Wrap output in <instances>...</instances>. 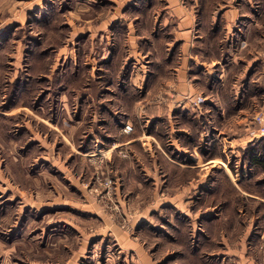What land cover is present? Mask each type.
<instances>
[{"label": "crops", "instance_id": "crops-1", "mask_svg": "<svg viewBox=\"0 0 264 264\" xmlns=\"http://www.w3.org/2000/svg\"><path fill=\"white\" fill-rule=\"evenodd\" d=\"M84 1H73L72 8L81 4L78 10H82L73 19H81L78 20L80 25L94 31L91 27L95 21L90 14L92 7ZM107 1L105 4L110 5V9H102L101 12L105 13L96 19L101 25L110 27L107 32L110 36H116L124 27V39L118 45L124 65L117 73L124 71L126 77L121 79L119 75L121 78L118 77V81L102 77L112 75L110 67L118 60L116 53L109 69L102 72V67H98L96 73L101 72V75L92 78L104 87L105 92L100 95L93 94L90 86L89 77L93 75V70L90 69L88 78L71 81L65 76H69L71 69L74 70L72 66L75 63L57 67L60 72L57 85L71 87L74 84L77 91L73 90L72 95L67 94L68 88L62 91L56 98L55 108H47L49 113L54 110L56 119L51 120L52 113L46 120L43 119V125L49 130L55 129L53 131L63 135L65 140V135H68L69 142L62 147L46 146L45 142L52 144L51 139L45 140L44 133L35 130L37 125L31 124L29 127L32 140L38 139L43 142L42 148H52V153L55 151L53 160L48 157L51 165L60 171L62 168L64 178L75 181L78 188L77 193L72 195L59 193L52 198L60 202L64 197L72 203V206L67 202L62 204L59 208L65 209H58L57 214L65 217L64 226L73 233L70 238L73 263L80 264L81 257L93 243L95 259L97 255L100 256L98 251L102 253V248L106 246L105 254L112 259L108 258L105 264H116V258L111 255L114 242L124 255V264H201L202 255L208 254L207 251L215 254L210 257L213 264L226 260H231L229 264H256L251 253L252 244L243 240L244 235L238 242L231 240L234 236H231L232 233H240L239 230L236 233L238 224H226L228 215L241 214V209L234 205V201H231L232 206L216 208L210 199V194L216 193L210 189L209 192L205 189L199 191L197 184H205L209 176L217 178L212 170L219 162L233 165L235 176L229 166L224 168L229 177L236 181L243 178L244 169L251 168L243 152L257 138L254 131L258 125L253 122L248 110L258 100H264V92L260 93L259 90L260 87L264 88V56L260 49L255 50L253 44L257 40L259 46L262 44L260 48L264 47V33L256 30V26L264 23L261 12L264 0H216L209 19L202 15V0ZM22 2L24 5L18 10L26 9L24 18L28 10L42 4L43 0ZM256 9L261 13L258 16ZM218 11H222V19L217 17ZM208 21L215 26L222 23L227 29V33L224 32V36L221 34L218 41V44L223 40L232 43L227 56L222 51L218 56L209 47L210 33L205 29ZM239 38L247 40V47H237ZM67 43L68 40L54 46L56 49L62 48L61 53H66ZM140 60L144 65L133 67L136 62L141 63ZM52 83L53 80L48 81V84ZM119 86L120 91L114 94L112 89ZM144 86L148 95L143 97L141 89ZM200 94L207 97L208 102L204 106L209 107L204 109V106L194 105V99ZM127 122L134 125L137 134L122 133ZM80 133L94 135L89 138L87 153L79 152L75 146L74 137ZM38 134L42 137L37 138ZM101 135L107 138L98 137ZM113 135L117 138L116 142L110 143ZM80 144L84 143L80 141ZM65 148L68 150L67 158ZM95 153L107 155L118 170V184L122 190L117 187V199L130 220L126 227L133 225L135 235L118 226L112 213L100 208L99 204L103 201L98 204L95 200L98 196L85 189L81 180H88L90 168L89 171H78V178L72 172L70 174V167L65 161L75 159L72 164L82 162L83 168L85 157ZM210 155H214V159L209 160ZM222 158L228 162H223ZM213 162L216 164H213L211 171L204 167ZM122 164L124 166L120 167ZM205 168L207 170L203 171ZM177 171L190 172L191 179L178 185L184 177L178 176ZM149 189L154 193H150ZM246 195L257 198L250 193ZM50 196L52 193L42 191L40 200L48 197L49 201ZM195 198L200 200L199 204ZM232 198L235 199L234 195ZM184 216H187L190 224L182 219ZM190 225L194 227L193 235L197 236V247L200 248V252L193 254L190 248L194 252L197 247L191 242ZM107 236L113 240L109 241ZM67 237L64 234L66 239L62 241L68 240ZM60 241L58 247L62 245ZM61 262L64 263L65 259Z\"/></svg>", "mask_w": 264, "mask_h": 264}, {"label": "rangeland", "instance_id": "rangeland-1", "mask_svg": "<svg viewBox=\"0 0 264 264\" xmlns=\"http://www.w3.org/2000/svg\"><path fill=\"white\" fill-rule=\"evenodd\" d=\"M18 1L20 2L19 5H17ZM22 1L25 0H0V264H75L72 260L73 243H71L72 239H70L73 237L71 236L73 233L68 227L64 226L66 225L63 221L65 217L57 214L59 212H57L58 209H65L59 208L62 204L67 202L72 206V203L64 197H61L64 200L60 202L54 199L52 200V198L58 196L59 193L63 195L65 193L64 196L72 195L73 193H77L76 191L78 188L75 187L76 183L71 178L72 181L68 178H64L65 172L62 168L60 169L63 172L60 171L58 167H53L51 165L52 163L50 160H53L52 155L55 156V151L52 153V148L50 150L42 148L43 142L38 139L32 140L33 138L29 127L31 124L37 125L35 130L41 134L44 133L45 140L48 139L49 141V139H51L50 143L52 144L45 142L46 144H44L46 146H67L66 144L69 142L68 135H65L67 137L65 140L63 139V135H57L56 131H53L55 129L49 130V127L43 125V119L46 120V118L54 112L52 109L49 113L47 108H50V106L55 108L57 96L60 95L62 91H66L67 88V94L69 95H72L73 90L77 89H74V84H72L71 87H59L58 85L53 87L54 76L57 74L58 77L60 73L57 67L64 65L67 67L75 63L76 66H72L74 70L71 69L69 76H65L71 81L74 79L82 80L88 78V73L91 74V70H93L91 71L93 77L91 76L89 78L100 76L101 72L96 73L98 67H102V72H105L111 65L114 57L113 54L116 53L117 56L123 55L122 51H119L118 45L119 42L124 39V27L120 28L121 31L116 34V38V36H110L108 34L110 27L101 25V22H97L96 18L105 13L101 12V10L110 9V5L105 4L106 0L84 1L86 5H89L90 8L92 7L90 14L92 15L91 18L95 19V21H93L94 24L91 23V27L94 31L85 25H80L81 23L78 20L81 19H73L74 16L76 17L79 15L80 11H82L78 10L81 4L75 7V9L72 8V6H74L72 4L74 0H43L42 4L28 10L24 18L23 15L26 9L22 11L18 10V7L24 5ZM114 3L116 2L114 1ZM118 10L120 12V9ZM256 10L255 14L258 16L260 12L258 11L259 9ZM222 16V11H218L217 17L222 19ZM21 20H24V22ZM43 23L49 25L43 26ZM55 23L57 29H53ZM238 24L239 22L237 26ZM217 25L221 28L220 33L224 36V32L227 33V29L223 27L222 23H218ZM259 25L261 26H256V30L264 33V23ZM83 26L86 28L80 29L83 28ZM82 32L87 33L82 34ZM54 36H56L61 43H65L68 40L65 46L66 53H61L62 48L56 49L53 45L46 46V43ZM254 42V47L256 46L255 50L260 49L262 52L261 55L264 56V47L260 48L262 44L259 46V41L255 40ZM39 43H42L41 46H44L42 51L47 53L46 60L50 65L47 74L40 73L37 77L31 71L30 61L37 51L36 47ZM236 45L240 48L243 46L247 47L248 42L246 39L239 38ZM67 50L70 52L67 53ZM140 61L141 63L136 62L133 64V61L130 63L133 64V67L137 68L144 65V62L142 60ZM115 63L113 62L112 65ZM123 65L124 64L121 63L118 68H123ZM129 66L131 65L129 64ZM119 75L120 73L117 75L115 74L111 78H115V80L118 81V79L121 78ZM50 80H53L52 84H48ZM33 84H38L39 86L37 94L30 95L29 93V96H26V90ZM145 86L141 89L143 97L148 95V92L145 91ZM118 88H120V86L112 89L114 94L120 91ZM81 89L82 88H80V90ZM259 90L260 93L264 92L263 87H260ZM152 92L153 91H151L150 94H152ZM48 97H50V99ZM51 98L55 101L52 102L53 99ZM40 107L44 108V110H41ZM205 107L209 106L205 105L203 108L205 109ZM231 111L232 109H230V112ZM248 113L253 119V122L257 123L256 117L258 115L264 116V100H258L256 105L248 110ZM43 116L45 117L43 118ZM53 119H56L54 113L51 115V120ZM257 125L258 127L256 131H254L257 134L256 137L258 139L264 138V136L259 133L258 123ZM45 131L47 132L45 133ZM41 134H38L37 138H41L42 136L39 137ZM93 137L94 135L89 133L76 134L74 139L76 140L75 146L77 150L83 153L89 152L87 144ZM98 137H102L103 139L107 138L105 135ZM115 139L117 138L113 135V137L110 138V143H115ZM80 141L82 143L84 142V144H80ZM107 142H109V139ZM258 145L254 147V151L259 152V149H262L260 150L262 153L261 156L264 157V147H262L264 146V141H262L260 146ZM118 153L116 155L120 156ZM64 154L67 158L68 150L66 148ZM243 154L250 162L248 167L251 166L252 169H244V175L241 180L236 181L229 177L223 164L219 162L217 166L214 167V170H212L216 172L217 178L209 176V180L207 179L208 182L201 185L197 184V186L199 187V191L205 189L206 192H209L210 189L212 193H216L210 194L211 202L213 205L216 204V208L232 206L231 201H234V205L241 209L243 213L238 214L240 216H234L230 213L227 217L226 224L237 223L238 225L235 227L236 233L238 230L240 232L239 234L232 233L231 236H234L231 240L233 242H238L241 235H244L242 237L243 240L246 243L251 242L252 244H250L252 247L251 253L254 255L253 259L255 263L264 264V165L256 166L253 164L246 154V149ZM213 156L214 155H210L208 159H214ZM229 157L232 158L231 154ZM91 159V157H85L86 161L84 160L83 168L81 167L82 162L77 164L76 161L75 164H72L75 159L65 162L66 164L68 163V167H70V174L73 173L77 178L78 171H81V169L89 171L90 168L91 174L88 173V180H81L85 189L89 192H94L97 196L99 195L96 197L97 199H95L98 204L101 201L100 199L103 198V202L99 204L100 208L107 213H112L114 217L113 220L118 226L120 225L135 235L136 228L133 227V225H129L128 228L126 226L124 227L125 224H129L130 220H128V217L124 214L122 206L117 199V187L119 186L121 189V186L120 183L118 184V170H116L113 160L106 159L103 168L97 172L94 168V162ZM60 160L63 162V159ZM65 162H63V164H65ZM223 162L227 163L228 161L223 159ZM213 164L216 163L213 162L204 167L209 168L211 171V169H213ZM227 165L230 167L231 171H233L231 167L233 165L231 163ZM122 166H124V164L120 165V167ZM206 168L203 171H206ZM245 171H248V173ZM232 173L235 176L234 171ZM45 174L48 176L45 177ZM176 174L181 178L184 177L182 178L183 180L180 179L181 182L178 183V185H182L186 180L191 179L190 172L177 171ZM192 175L198 177L196 173H192ZM109 181L113 183L112 193L110 194V199H105L104 196L108 193L107 183ZM95 190H101V192L98 194ZM149 190L151 191L150 193H154V190ZM42 191L52 193V197L50 196L49 201L48 197L40 200ZM246 193L253 194L257 198L247 196ZM213 195H219V197H214ZM233 195L235 199L232 198ZM195 196L196 195H194V197ZM194 200L199 204V199L195 198ZM132 212H134V210H132ZM133 214L129 215L133 216ZM209 218L211 219L210 216ZM182 219L187 221V216H184ZM190 228L189 233L191 242L197 247L198 238L193 235L195 231L193 230L194 227L190 225ZM225 229L228 230L227 228ZM245 230H247L246 235ZM64 234L68 236V240L66 241H62L66 239L64 238ZM107 239L109 241L113 240L108 236ZM59 240H61L60 242H62V245L58 247ZM199 249L200 248L197 247L193 252V249L190 248V251H192L193 254L200 252ZM93 250L92 243L86 252L84 250L85 254L84 257H81L80 264H105L107 260H109L108 258H111L105 254L106 246L102 248V253L98 251L101 259H98L100 257H98V255L95 259L94 254H96V252H93ZM207 252L208 254L203 253L201 264L202 262L203 264H213L210 257H214L215 254L211 251ZM112 254L116 258V264H124V255L120 253L119 246L114 242L111 255ZM62 259H65L64 263L61 262ZM230 261H221L219 264H226ZM232 263L233 262L230 264ZM159 264H162V262Z\"/></svg>", "mask_w": 264, "mask_h": 264}, {"label": "trees", "instance_id": "trees-1", "mask_svg": "<svg viewBox=\"0 0 264 264\" xmlns=\"http://www.w3.org/2000/svg\"><path fill=\"white\" fill-rule=\"evenodd\" d=\"M204 3V5L202 6V15L204 16L205 19H209V17L212 15L213 11H214V5H213V2H215L216 0H208L209 2H206V0H202ZM262 12L264 13V7H262ZM43 26H48L49 24H46V23H43L42 24ZM56 26V23L53 25V29H57V26ZM205 29L207 30V32L210 33V37H209V47L212 48L214 50V52L220 56V53L222 51V53L227 56L229 53H230V45L231 43L230 42H226V41H222L221 44H218V41H219V37L221 35L220 31H221V28L218 27V25H214L213 23H211V21H208L205 23ZM55 33V31H54ZM56 36L54 37H51L50 38V41H48L46 44V46L48 45H60L62 44L61 41H59L57 38L55 40ZM42 43L38 44V46L36 47L37 48V51L34 53V55L32 56V60L30 61L31 62V71L38 77V74L40 73H48L49 71V65L50 63L47 62V56H46V52H43L42 49L44 48V46H41ZM210 51H212L211 49H209ZM118 58V62L116 61V63L114 65H112L111 68V71H112V75H105V76H102L104 79H108L110 80L109 78H111L112 76H114L115 74L117 75L118 71H120V68H118L120 65H121V56H117ZM125 74H127L126 72L124 71H121L120 72V75L122 78L126 77ZM54 83H53V87L57 86V74L54 76ZM44 79V78H43ZM41 84V83H39ZM90 86H91V89H92V93L95 94V95H100L102 93H104V87L103 86H99L97 82H94V79H90ZM38 84H33L30 86L29 89H27V94L26 96H29V93L30 95H33V94H37L39 88H38ZM58 88V87H57ZM119 89V88H118ZM135 129V127H134ZM136 130V129H135ZM132 132L130 135L132 134H137V132ZM262 141H264V138H260V139H255L253 140L250 145L248 146V148L246 149V154L249 156V159L250 161H252L253 164H255L256 166L257 165H264V157H262V153L260 150L262 149H259V152H255L254 151V147L257 146L258 144H262ZM84 143V142H83ZM86 144V143H85ZM260 144V145H261ZM258 145V146H260ZM264 147V146H262Z\"/></svg>", "mask_w": 264, "mask_h": 264}, {"label": "built area", "instance_id": "built-area-1", "mask_svg": "<svg viewBox=\"0 0 264 264\" xmlns=\"http://www.w3.org/2000/svg\"><path fill=\"white\" fill-rule=\"evenodd\" d=\"M208 102L207 100V97L203 94H200L198 96H196V98L194 99V105L197 106V107H202L204 104H206ZM256 121L257 123L259 124V133L261 135L264 136V116H261V115H258L256 117ZM122 131L123 133H127V134H131L133 131H134V125L131 123V122H127L124 124L123 128H122ZM91 157L92 161L94 162V165H95V170H97V172H99L100 169L103 168V165L106 161V159H108L107 157H104V156H96V157H93L92 155L89 156ZM223 164V167H227L228 165L227 164ZM112 184L111 181H109L107 183V186H108V193L105 197V199H110V194L112 193ZM98 194L101 192V190H95ZM99 196V195H98ZM103 198H101L100 200H102ZM126 226V224L124 225V227Z\"/></svg>", "mask_w": 264, "mask_h": 264}, {"label": "bare ground", "instance_id": "bare-ground-1", "mask_svg": "<svg viewBox=\"0 0 264 264\" xmlns=\"http://www.w3.org/2000/svg\"><path fill=\"white\" fill-rule=\"evenodd\" d=\"M96 154H97V153H95V154H94L95 156H93V155H92V156H93V157H96V156H101V155H102V156H104V157H106V156H107V155H103V154H97V155H96ZM96 158H97V157H96Z\"/></svg>", "mask_w": 264, "mask_h": 264}]
</instances>
